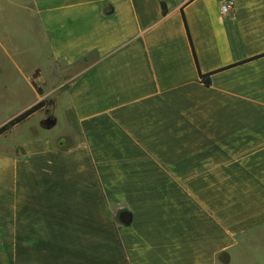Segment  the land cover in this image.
<instances>
[{"label":"crops","instance_id":"crops-1","mask_svg":"<svg viewBox=\"0 0 264 264\" xmlns=\"http://www.w3.org/2000/svg\"><path fill=\"white\" fill-rule=\"evenodd\" d=\"M19 92L0 264H264V0H0Z\"/></svg>","mask_w":264,"mask_h":264},{"label":"rangeland","instance_id":"rangeland-1","mask_svg":"<svg viewBox=\"0 0 264 264\" xmlns=\"http://www.w3.org/2000/svg\"><path fill=\"white\" fill-rule=\"evenodd\" d=\"M28 96H27L26 92H24V93L19 92L18 94H15L14 97L11 98L12 100H10L11 102L9 101L10 103L7 104L8 105L7 107H5V106L1 107L0 108V123H1V121L6 120L9 117L8 115H10L11 113L14 112V111H12V108L14 110L16 108L20 109L21 107H23L22 105L24 102L27 101ZM61 115H62V112L58 113V116L60 118L58 125L53 130H51L50 132H47L50 134V137L56 136L57 134L60 133V130H62L64 128L63 120L61 119ZM22 123H24V122H22ZM22 123H20V124H22ZM34 123L36 124L38 122H34ZM26 124H28V123H24V125H26ZM37 128H39V127L37 126ZM39 130L42 133L44 132L42 129H39ZM244 250H245V248L243 247V249L241 248V250L238 251L239 255H238V258H236V262L234 264H238L239 262H240L239 264H255V263H252L250 261L246 262L245 257L242 258V256H244V254H245ZM261 258H262L261 261H264V256H261ZM219 264H224V262L223 261L219 262Z\"/></svg>","mask_w":264,"mask_h":264},{"label":"trees","instance_id":"trees-1","mask_svg":"<svg viewBox=\"0 0 264 264\" xmlns=\"http://www.w3.org/2000/svg\"><path fill=\"white\" fill-rule=\"evenodd\" d=\"M162 7H163V13L166 14V5L164 3H162ZM201 77L203 78V82L209 86L210 85V74L201 75ZM44 106H45V102H40L36 104L35 106H33L32 108H30L29 110L25 111L24 113L20 114L19 116L13 118L9 122L1 126L0 136L8 133L12 128L26 121L29 117H31L34 113L42 109Z\"/></svg>","mask_w":264,"mask_h":264},{"label":"water","instance_id":"water-1","mask_svg":"<svg viewBox=\"0 0 264 264\" xmlns=\"http://www.w3.org/2000/svg\"><path fill=\"white\" fill-rule=\"evenodd\" d=\"M56 125V120L53 118H48L46 119L43 123H42V127L45 129H51L52 127H54ZM120 221L123 224H130L132 221V216L129 212H123L120 215Z\"/></svg>","mask_w":264,"mask_h":264},{"label":"built area","instance_id":"built-area-1","mask_svg":"<svg viewBox=\"0 0 264 264\" xmlns=\"http://www.w3.org/2000/svg\"><path fill=\"white\" fill-rule=\"evenodd\" d=\"M233 12V3L231 1H227L221 6V14L223 16L231 15Z\"/></svg>","mask_w":264,"mask_h":264}]
</instances>
